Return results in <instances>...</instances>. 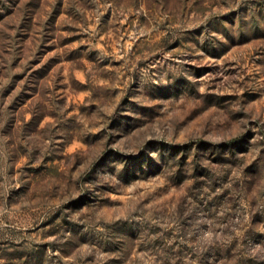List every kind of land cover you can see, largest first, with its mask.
<instances>
[{
    "label": "rangeland",
    "instance_id": "1",
    "mask_svg": "<svg viewBox=\"0 0 264 264\" xmlns=\"http://www.w3.org/2000/svg\"><path fill=\"white\" fill-rule=\"evenodd\" d=\"M0 264H264V0H0Z\"/></svg>",
    "mask_w": 264,
    "mask_h": 264
},
{
    "label": "clouds",
    "instance_id": "2",
    "mask_svg": "<svg viewBox=\"0 0 264 264\" xmlns=\"http://www.w3.org/2000/svg\"><path fill=\"white\" fill-rule=\"evenodd\" d=\"M205 239H206V240H211V239H212V234H211V233H207V234L205 235Z\"/></svg>",
    "mask_w": 264,
    "mask_h": 264
}]
</instances>
